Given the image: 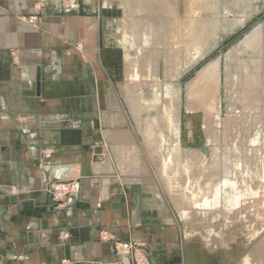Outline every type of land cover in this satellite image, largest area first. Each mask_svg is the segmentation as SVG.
<instances>
[{
  "label": "crops",
  "instance_id": "1",
  "mask_svg": "<svg viewBox=\"0 0 264 264\" xmlns=\"http://www.w3.org/2000/svg\"><path fill=\"white\" fill-rule=\"evenodd\" d=\"M62 1L0 0V264H202L200 222L110 176L127 125L104 15Z\"/></svg>",
  "mask_w": 264,
  "mask_h": 264
},
{
  "label": "rangeland",
  "instance_id": "2",
  "mask_svg": "<svg viewBox=\"0 0 264 264\" xmlns=\"http://www.w3.org/2000/svg\"><path fill=\"white\" fill-rule=\"evenodd\" d=\"M165 1L172 4L161 6V11L168 9V15L159 18L176 24L167 32L156 27L154 39L149 38L151 28H134L128 12L132 2L73 1L104 15L112 87L120 93L126 115L125 144L110 147V176L126 180V185L148 186L151 200L166 213L168 210L180 226L200 222L196 229L207 238L192 245L202 246V264H264V80L259 75L264 72V0ZM256 27L257 42H246ZM180 33L188 38L191 62L172 75L165 69L164 59L171 46H181ZM165 36L170 37L165 45L152 44L166 41ZM216 61L219 66L203 81L207 91H195V99L194 93L189 94L190 84ZM155 66L157 77L152 81L145 70ZM155 93L160 111L148 101ZM189 100L195 105L188 107ZM161 116L177 118L176 135L173 121L167 119L161 126L165 136H157L153 124ZM156 142L165 147L159 149ZM165 163L171 169L175 166L173 172ZM215 230L222 239H211ZM255 248L259 249L253 251L254 262H248L246 258Z\"/></svg>",
  "mask_w": 264,
  "mask_h": 264
},
{
  "label": "bare ground",
  "instance_id": "3",
  "mask_svg": "<svg viewBox=\"0 0 264 264\" xmlns=\"http://www.w3.org/2000/svg\"><path fill=\"white\" fill-rule=\"evenodd\" d=\"M168 1H170V0H168ZM129 2H132V4H130L129 5ZM167 1H165V0H126V3H128V5H129V7H128V12H129V14L133 17V20H134V28L135 29H137V31L138 30H140V29H142V28H151V31H152V33L149 35V38H153L155 35H156V33L159 31V30H161V29H163L164 31H165V29H166V32H167V28L171 25L172 26V24H176V23H172L171 21H170V19L168 20L167 18L166 19H164L165 21H163V19H160V18H162V17H160V15L162 14V16L164 17L165 15H168L167 14V12H168V9H166V11L167 12H165V11H161V9H162V7L161 6H164L165 4H172V2H167ZM125 3V4H126ZM174 4V3H173ZM200 6V5H199ZM168 7V6H167ZM166 8V7H165ZM173 10V9H172ZM172 10H171V12H172ZM127 15V14H126ZM131 16H130V18H131ZM149 17H151L150 19L151 20H148L149 19ZM160 17V18H159ZM168 17V16H167ZM132 19V18H131ZM170 21V22H169ZM130 22V21H129ZM128 22V23H129ZM163 22V26H160L161 25V23ZM159 23H160V25H159ZM174 26V25H173ZM156 27H158L159 29H158V31H156L157 30V28ZM175 28H177V27H175ZM172 29H174V28H172ZM259 29V27H256L253 31H251L250 33H249V35L246 37V42H248V43H252V42H257V39L255 38V35H257L256 34V31ZM133 30V29H132ZM147 30V29H146ZM180 30V29H179ZM168 31H170V30H168ZM163 32V31H162ZM177 32V31H176ZM170 33V32H169ZM184 33V32H183ZM182 33V34H183ZM137 34H138V32H137ZM182 34L180 33V35L182 36ZM158 35V34H157ZM171 35H172V33H171ZM170 35V36H171ZM174 35H175V33H174ZM185 35H186V33H185ZM187 36H188V33H187ZM172 37V36H171ZM185 36H182V38L183 39H185V40H183V42H182V40H181V46H178V47H176V46H171V48L170 49H168V51L166 50V52H167V54L165 55V69L167 70V72L168 73H170V74H174V75H177L178 74V71H179V69H180V67H181V69L183 68V65H185V64H188V63H190V62H188L189 61V56H190V54L191 53H189V51L191 50L192 51V49L191 48H189V47H191L190 45H188L189 43H188V38L186 39V38H184ZM163 38V37H162ZM165 38H166V41H164V39H162V40H160V41H153L152 42V44L154 43L155 45L156 44H159V43H161V45L162 44H166L167 43V39L168 38H170L169 36H165ZM154 39V38H153ZM181 39V38H180ZM178 41H179V39H178ZM168 44H169V42H168ZM179 45H180V43H179ZM157 46V45H156ZM155 46V47H156ZM158 46H160V45H158ZM255 46V45H254ZM166 47V46H165ZM159 48V47H158ZM161 48V47H160ZM156 49V48H155ZM164 49H166V48H164ZM158 50V49H157ZM156 50V51H157ZM255 51V50H254ZM159 52H160V50H159ZM241 52V51H240ZM150 53V52H149ZM158 53V52H157ZM194 53V52H193ZM160 55H161V53H159ZM160 55H159V58H160ZM148 59V58H147ZM150 59V58H149ZM153 59V58H152ZM232 59H233V57H232ZM194 60V59H193ZM149 61V60H148ZM147 61V62H148ZM152 62H153V60H152ZM193 62V61H192ZM219 61H216L215 63L214 62H212L213 64H211L210 66H208L207 68H205L200 74H198L199 76L197 77V79H196V81L193 83H191L190 84V86H189V94L191 95L192 93H194L195 91H196V93H197V91L199 90V91H207V87L208 86H205L206 84L203 82V81H205L206 79H208L207 77H209V73H212L211 71H212V69L214 68V66L215 67H218L219 66V63H218ZM238 62V61H237ZM239 62H240V60H239ZM241 63V62H240ZM237 64H239V63H237ZM240 65V64H239ZM187 66V65H186ZM150 67H151V65H150ZM157 66H155V67H153V69L152 68H147V70H145V74L148 76V77H150V79H152V81H153V77H157ZM233 68V67H232ZM259 68V67H258ZM234 69H235V66H234ZM245 69V68H244ZM184 70V69H183ZM238 70H240V69H238ZM215 71V70H214ZM218 72V71H217ZM169 75V74H168ZM167 75V76H168ZM211 75V74H210ZM232 75V74H231ZM211 77V76H210ZM209 77V78H210ZM214 77V76H213ZM232 78H234V77H232ZM147 80V79H146ZM210 80V79H209ZM217 81V80H216ZM208 82V81H207ZM210 82V81H209ZM157 84V83H156ZM159 84V83H158ZM157 84V85H158ZM205 84V85H204ZM156 85V86H157ZM196 85H197V87H196ZM161 86V85H160ZM205 86V87H204ZM152 87V86H151ZM157 87H159V86H157ZM213 87V86H212ZM160 89H162L161 87H159ZM158 88V89H159ZM157 90V89H156ZM254 90V89H253ZM209 92V91H208ZM255 92V91H254ZM205 93V92H204ZM160 94V93H159ZM212 94V93H211ZM195 95V93L192 95V96H194ZM200 95V94H199ZM202 95V94H201ZM204 95V94H203ZM205 95H207L208 96V94H206L205 93ZM204 95V96H205ZM143 96V95H142ZM192 96H190V97H192ZM210 96V95H209ZM162 97V96H161ZM200 97V96H199ZM206 97V96H205ZM205 97H203V98H205ZM193 98V97H192ZM194 98L196 99V97L194 96ZM203 98H202V100H203ZM134 99V98H133ZM143 99V98H142ZM142 99L140 100L141 102H142ZM198 100V99H197ZM134 101V100H133ZM148 101H150L151 103H150V105L151 106H153V107H155V108H157L158 109V111H160L159 109L161 108V107H159L160 105H159V97H158V94H156L155 93V95L151 98V99H148ZM165 101V100H164ZM178 101L180 102V99L178 98ZM168 103V102H167ZM171 103V102H170ZM204 103H206V101L204 102ZM255 103V102H254ZM143 107H146L145 105H144V103L142 102V103H140ZM198 104H202L203 105V101H199V103ZM195 105V102H192V100H189V102H188V107H190V106H194ZM207 105V104H206ZM205 105V106H206ZM199 106V105H198ZM172 107V106H171ZM175 108V107H174ZM173 108V109H174ZM177 108L179 109V106L177 105ZM176 108V109H177ZM208 108H209V106H208ZM156 109V110H157ZM172 109V110H173ZM155 111V110H154ZM171 111V110H170ZM172 112V111H171ZM171 112H170V116H171ZM174 112V111H173ZM172 112V113H173ZM160 114V113H159ZM169 114V113H168ZM173 115V114H172ZM156 116H157V114H156ZM169 116V115H168ZM175 116V115H174ZM171 117L170 118V120L168 119V118H164V116H161V118H160V121H159V117L157 118V117H155V124H153V125H155V127H157L158 129H157V136H159V137H161L162 138V136L164 137L165 136V133H164V129L161 127V126H164V124L167 122L168 123V120H169V122L171 121H173V123H174V126H173V130L175 131H173L172 130V133L174 134V135H176V130L174 129L176 126H177V124H178V120H177V118H176V120L174 119L175 117H177V115L175 116V117ZM173 118V120H171ZM152 119V118H151ZM162 119V120H161ZM168 119V120H167ZM151 123V122H150ZM166 123V124H167ZM170 125H171V123H170ZM169 125V126H170ZM170 127H172V126H170ZM153 128V127H152ZM154 129H156V128H154ZM158 137V138H159ZM172 138V137H171ZM158 141V140H157ZM176 141V140H175ZM157 144H159L158 146L160 147L159 149H162L163 147H165V146H163V144L164 143H158V142H156ZM175 144V143H174ZM174 146V145H173ZM175 149V148H174ZM178 150H179V148H178ZM156 151H158L157 149H156ZM160 151V150H159ZM169 152V151H168ZM175 154V153H174ZM174 154H172V156L174 155ZM169 155H171V154H169ZM168 156V155H167ZM172 156H171V158H172ZM177 156V155H176ZM167 158V157H166ZM176 158L177 157H175V160H176ZM178 161V160H177ZM172 162H173V159H172ZM168 163V162H167ZM167 163H165V168L166 167H168V168H170V169H167V170H172V172H173V169H175L174 167L175 166H172L173 168L171 169V167H169V166H167ZM175 163V162H174ZM172 164V163H171ZM169 165V164H168ZM173 165V164H172ZM179 170V169H178ZM231 184V183H230ZM231 186V185H230ZM254 187V186H253ZM197 189V188H196ZM232 190V189H231ZM225 204V203H224ZM233 211V210H232ZM214 213V212H213ZM192 217H193V215H192ZM238 222V221H237ZM246 222V221H245ZM261 244H263L264 245V241H262V243ZM259 248H261V247H259ZM259 248H255L254 250H252L251 251V253H249L248 254V257L246 258V260L248 261V262H254V259H255V254L254 253H257L258 251V249ZM251 250V249H250ZM253 251H254V253H253ZM246 260H245V262H246ZM244 262V263H245ZM247 263V262H246ZM245 263V264H246Z\"/></svg>",
  "mask_w": 264,
  "mask_h": 264
},
{
  "label": "built area",
  "instance_id": "4",
  "mask_svg": "<svg viewBox=\"0 0 264 264\" xmlns=\"http://www.w3.org/2000/svg\"><path fill=\"white\" fill-rule=\"evenodd\" d=\"M53 199L56 201L57 206H59L61 203L66 201L67 195H66L65 192L59 190L58 192H53ZM103 237H105V238L109 237V231L108 230H106L104 232V236ZM123 247L130 248L131 246H130V244L125 243L123 245Z\"/></svg>",
  "mask_w": 264,
  "mask_h": 264
}]
</instances>
